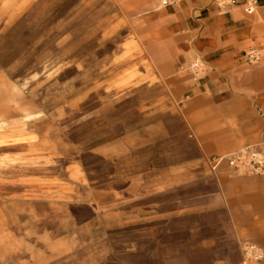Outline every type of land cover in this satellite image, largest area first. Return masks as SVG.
Returning <instances> with one entry per match:
<instances>
[{
  "label": "rangeland",
  "instance_id": "1",
  "mask_svg": "<svg viewBox=\"0 0 264 264\" xmlns=\"http://www.w3.org/2000/svg\"><path fill=\"white\" fill-rule=\"evenodd\" d=\"M146 10L0 0V264H243L245 241L264 252L238 181L258 173L209 165L195 89L210 61L194 50L176 65Z\"/></svg>",
  "mask_w": 264,
  "mask_h": 264
},
{
  "label": "crops",
  "instance_id": "2",
  "mask_svg": "<svg viewBox=\"0 0 264 264\" xmlns=\"http://www.w3.org/2000/svg\"><path fill=\"white\" fill-rule=\"evenodd\" d=\"M129 1L135 9H147L152 26L173 45L176 65L194 50L208 57L212 69L206 85L195 90H207L204 128L213 143L210 157L264 141V59L251 68L243 58L251 48L264 53V0H257L252 14L242 6L219 8L212 0H180L162 9L157 8V0ZM229 169L238 172L226 163L215 172L221 170L222 175ZM238 181L256 199L259 218L253 226L256 241L264 247V171Z\"/></svg>",
  "mask_w": 264,
  "mask_h": 264
},
{
  "label": "built area",
  "instance_id": "3",
  "mask_svg": "<svg viewBox=\"0 0 264 264\" xmlns=\"http://www.w3.org/2000/svg\"><path fill=\"white\" fill-rule=\"evenodd\" d=\"M160 6L166 7L175 4L180 0H157ZM219 8H232L234 6H242L246 12L252 14L255 12L257 0H212ZM262 58V51L258 48H251L247 55L246 61L252 65H256ZM201 61H195L193 67L197 70L193 72L195 76L199 74ZM237 170H245L249 173H261L264 171V141L255 145H247L241 147L231 153L225 155L211 156L209 165L213 171H217L223 164ZM264 252L260 246L252 242H244L243 244V264H249L252 261H258L263 258Z\"/></svg>",
  "mask_w": 264,
  "mask_h": 264
}]
</instances>
